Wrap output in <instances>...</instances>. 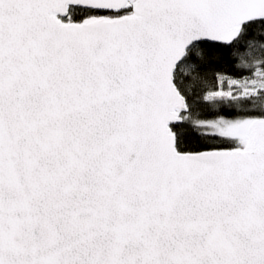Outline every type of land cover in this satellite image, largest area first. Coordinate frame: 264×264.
Here are the masks:
<instances>
[{"label":"snow or ice","instance_id":"1","mask_svg":"<svg viewBox=\"0 0 264 264\" xmlns=\"http://www.w3.org/2000/svg\"><path fill=\"white\" fill-rule=\"evenodd\" d=\"M0 264H264V0H0Z\"/></svg>","mask_w":264,"mask_h":264}]
</instances>
